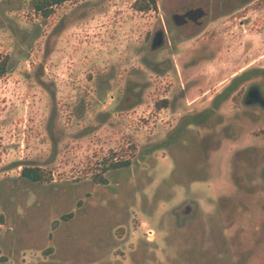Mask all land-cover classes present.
<instances>
[{
    "label": "rangeland",
    "instance_id": "obj_1",
    "mask_svg": "<svg viewBox=\"0 0 264 264\" xmlns=\"http://www.w3.org/2000/svg\"><path fill=\"white\" fill-rule=\"evenodd\" d=\"M31 1L0 0V264H264V220L257 234L243 224L263 214L264 179L245 162L227 173L222 126L183 128L172 101L184 56L216 59L197 70L214 74L208 87L229 61L264 66V0H210L232 11L216 31L161 51L162 11L186 1L142 13L136 0H72L48 18ZM112 151L131 165L96 184Z\"/></svg>",
    "mask_w": 264,
    "mask_h": 264
},
{
    "label": "flooded vegetation",
    "instance_id": "obj_2",
    "mask_svg": "<svg viewBox=\"0 0 264 264\" xmlns=\"http://www.w3.org/2000/svg\"><path fill=\"white\" fill-rule=\"evenodd\" d=\"M183 1H186L180 4L183 8H178V4L177 8L169 9L167 4L168 6L166 5L162 11L160 23L152 41L155 47L160 48V51L181 43L183 47L185 42L193 40L196 35L198 38L199 35L208 32L213 34L216 28L212 24L232 13L231 10L216 8L215 2L210 0ZM244 25L241 24L242 27ZM210 30L213 32L211 33ZM171 34L174 36L171 37ZM182 51L183 49L180 53ZM185 57L181 67L186 71V75L184 79H181L182 83H178L177 92L172 98L176 104L175 107L185 112V115L181 117V126L186 129L194 125L210 129L222 126L224 142L221 157L226 161L227 173L232 176L242 173L240 165L236 163L234 166V162H245L249 163L247 165L251 169L258 171L260 177L264 179V66H255V63L245 64L243 65L245 67L236 71L235 68L243 59L235 65L229 61L223 64L226 66L224 69L228 71L226 77L216 85L208 87L209 78L214 77V74L212 72L201 74L197 70L201 66L213 65L216 59L212 57L208 60H199V54L190 58ZM172 60L164 61L165 73L172 67L176 70L175 65L170 62ZM224 83V87L216 91V88ZM194 94L197 95L192 96ZM167 100L166 96L164 109L168 110L172 104ZM229 189L232 191L235 186H230ZM191 211L192 205L187 203L186 206L176 209L175 213L183 221L188 218ZM263 216L264 209L263 214L258 210L254 216H250L254 222H247L248 219H246L243 224L251 226L257 234L260 226L263 225Z\"/></svg>",
    "mask_w": 264,
    "mask_h": 264
},
{
    "label": "trees",
    "instance_id": "obj_3",
    "mask_svg": "<svg viewBox=\"0 0 264 264\" xmlns=\"http://www.w3.org/2000/svg\"><path fill=\"white\" fill-rule=\"evenodd\" d=\"M72 0H32L30 2V9L44 18L50 17L54 8L64 5ZM133 9L137 12H150L158 10V0H136L133 5ZM6 73V61L0 63V78ZM117 152L112 151L111 155L102 161L101 175L95 174L94 181L96 184H107V180L104 174L112 170H118L120 168L129 167L131 161H119L117 159ZM22 177L31 180L33 182L49 183L53 181L52 174H47L41 168H24L22 171ZM58 223L55 222L53 227L56 228Z\"/></svg>",
    "mask_w": 264,
    "mask_h": 264
}]
</instances>
